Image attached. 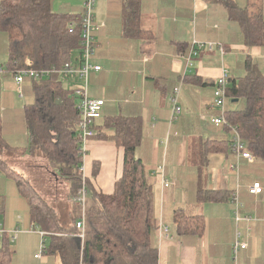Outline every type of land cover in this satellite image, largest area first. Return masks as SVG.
<instances>
[{
	"label": "crops",
	"instance_id": "0c3cea01",
	"mask_svg": "<svg viewBox=\"0 0 264 264\" xmlns=\"http://www.w3.org/2000/svg\"><path fill=\"white\" fill-rule=\"evenodd\" d=\"M233 1L246 7L255 0ZM261 2L264 15V0ZM82 3L51 0V8L57 13L81 14ZM124 4L125 0H95L94 18L101 26L95 32L97 48L92 63L100 70L90 71L87 91L91 98L104 100L95 131L96 127L104 129L102 125L109 117L139 119L141 140L134 154L153 184L158 228L152 244L158 250V264H263L264 161L254 155L252 159L238 157L230 149L227 141L231 132L212 122L219 109L211 102L224 65L229 70L228 86L245 74L248 57L264 72V46L245 45L240 25L229 18L221 0H139V26L147 33L143 37L124 35ZM193 40L212 42L223 52L218 46L204 48L190 65L187 57ZM79 48L73 51L71 60L78 58ZM8 59V37L0 31V67L4 69L0 73L1 134L16 149L4 152L3 158L12 169L19 170L21 160L31 159L56 181L58 175L50 163H37L35 159L43 158L29 149L24 107L34 101L33 81L25 78L20 94ZM59 78L63 83L64 78ZM66 83L67 87L63 86L73 91L80 81L74 78ZM177 85L181 112L172 117L168 95ZM225 106L226 111L239 109L243 101L227 97ZM111 133L107 129L108 136H95L89 141L81 164L82 179L105 194L114 191L124 167V148L109 137ZM207 142L219 143L220 150H208ZM162 176L170 182L167 187ZM255 181L263 187L259 194L248 191ZM199 188L226 191L231 197L236 193L242 203L237 216L229 196L200 202ZM65 193L66 202L71 203L67 187ZM88 197L92 196L85 190L84 205L90 202ZM9 207H14L16 214L7 212ZM176 210L186 216L203 217V232L179 235L174 222ZM0 227L5 230L0 241L7 237L13 251L12 264H62L57 254L41 250L47 235L32 224L27 201L15 181L1 169ZM163 227L168 236L162 234ZM235 241L246 243V247L234 255Z\"/></svg>",
	"mask_w": 264,
	"mask_h": 264
},
{
	"label": "trees",
	"instance_id": "16d2710c",
	"mask_svg": "<svg viewBox=\"0 0 264 264\" xmlns=\"http://www.w3.org/2000/svg\"><path fill=\"white\" fill-rule=\"evenodd\" d=\"M228 16L243 32L246 46H264V15L261 0L240 7L233 0H221ZM81 14L54 12L51 0H3L0 2V31L8 37V68L10 71L29 67L46 69L60 67L80 47ZM123 32L128 37L147 35L139 26V0H125ZM74 22L72 31L69 24ZM57 74L32 79L34 101L25 105L24 114L30 136V152L41 155L52 165L57 175L66 180L71 204L76 206L72 216L60 218L53 207L34 193L30 185L3 158L10 147L1 134L0 169L12 178L29 207L32 224L47 235L43 251L57 254L62 264H158V250L152 237L158 225L154 218L153 184L144 164L134 152L140 144L141 130L136 117L114 116L105 120L95 136L110 138L124 148L122 176L109 194L97 192L83 180L79 168L82 157L78 150L77 125L80 119L77 98L66 89ZM230 99L243 101L239 109L226 111L230 131L235 125L245 140L249 152L264 161V72L251 58L245 61V74L227 86ZM94 136V137H95ZM208 150H220L219 143H206ZM230 145V138L227 141ZM97 169H94V173ZM84 181V182H83ZM90 193L84 205L85 228L81 238L76 221L82 217L83 206L77 201L80 189ZM231 198L226 191L199 188L201 202ZM87 200V198H86ZM73 222V223H72ZM178 234L199 235L204 230L203 217L186 216L174 211ZM12 249L7 237L0 241V264H12ZM264 264V263H263Z\"/></svg>",
	"mask_w": 264,
	"mask_h": 264
},
{
	"label": "built area",
	"instance_id": "2783aa9c",
	"mask_svg": "<svg viewBox=\"0 0 264 264\" xmlns=\"http://www.w3.org/2000/svg\"><path fill=\"white\" fill-rule=\"evenodd\" d=\"M94 4L95 0H83L82 3V13L80 19V53L76 60H67L60 67L46 68V69H34L29 67L30 62L27 61L28 66L26 68L18 69L14 71L15 80L18 83V92L21 94L22 89L20 84L25 78L38 79L48 77L52 74H57L64 79H79L80 83L77 87L73 89V93L77 98L78 108L80 112V119L77 125V136H78V150L81 154L82 160L84 155L87 153V148L89 141L95 136V125L97 119L101 116V110L104 105V100L99 98H91L88 95V76L90 71L100 70L99 65H94L92 63V57L95 54L97 48V42L95 39V32L100 28V24L95 21L94 18ZM75 23L71 22L69 24V31H72ZM218 46V48L223 52V48L219 45H215L212 42H200L193 40L192 45L187 57L188 64L191 65V60L193 57L198 56V54L207 48L212 50L213 47ZM4 69L0 67V73ZM229 70L227 66H223L221 69L220 76L215 81V87L213 92V100L211 102L212 107L219 109V114L214 116L211 120L217 125H227L225 119L226 106L225 101L227 98L226 89L228 86ZM179 95L180 86H174L168 95V100L172 106V117L178 115L181 112V106L179 105ZM230 145L232 151L242 158L252 159V154L246 148V143L244 139L240 136L238 129L235 125H230ZM83 166L80 169L82 171ZM163 178V176H162ZM164 186H168L170 182L166 178L162 179ZM262 185L259 181L253 182L248 191L252 194H259L262 192ZM235 204L236 216L238 209L242 206V203L238 201L236 193H233L231 197ZM78 202L84 207L85 203V189H81L79 196L77 198ZM248 219L247 216L244 217ZM76 228L80 232L81 238L84 236V216L76 221ZM162 234L168 236V230L166 227L161 229ZM5 230L0 227V237L4 236ZM246 247V243L241 241H235L233 245V254L235 255L239 249ZM43 249V244L41 250ZM38 256V255H36Z\"/></svg>",
	"mask_w": 264,
	"mask_h": 264
},
{
	"label": "rangeland",
	"instance_id": "374dc122",
	"mask_svg": "<svg viewBox=\"0 0 264 264\" xmlns=\"http://www.w3.org/2000/svg\"><path fill=\"white\" fill-rule=\"evenodd\" d=\"M69 79L63 80V85L67 87V83ZM198 155V154H194ZM39 157V156H38ZM40 158L43 159H35L37 163H45V161L48 163L47 159L45 157L40 156ZM28 162H31V159L27 160ZM26 160H21L19 165L22 169L26 170L25 172L21 171L22 169H14V172L20 175V179L24 182L26 181L30 185V189L36 193L39 197H41L47 205L50 207H53L56 213L62 218L63 216H72L73 210L76 206L74 204L66 202L65 197V187H67V193L70 194V185L69 183L62 179L60 176H58V180L53 181V177H50L49 173L47 171H44L38 164L35 165V162L27 163ZM9 165V164H8ZM50 167L52 165L50 164ZM79 171L81 172V169L79 168ZM8 198V197H6ZM84 209L85 207H81V212L83 210V216H84ZM7 212L16 214V209L14 207H9L7 209ZM24 213V211H21ZM7 214V213H6ZM85 222V218H84ZM73 223V222H72ZM79 232V231H78ZM80 236V232H79ZM81 237V236H80ZM1 238V237H0Z\"/></svg>",
	"mask_w": 264,
	"mask_h": 264
},
{
	"label": "water",
	"instance_id": "95a60500",
	"mask_svg": "<svg viewBox=\"0 0 264 264\" xmlns=\"http://www.w3.org/2000/svg\"><path fill=\"white\" fill-rule=\"evenodd\" d=\"M236 100H238L237 98L236 99H234V101H236Z\"/></svg>",
	"mask_w": 264,
	"mask_h": 264
}]
</instances>
